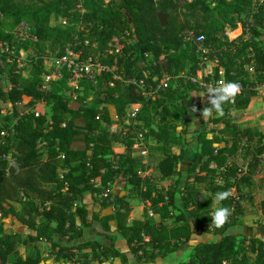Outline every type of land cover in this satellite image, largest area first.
<instances>
[{"label": "trees", "instance_id": "trees-1", "mask_svg": "<svg viewBox=\"0 0 264 264\" xmlns=\"http://www.w3.org/2000/svg\"><path fill=\"white\" fill-rule=\"evenodd\" d=\"M52 16L66 25H51ZM21 22L38 41L16 47L36 49L28 77L6 63L8 81L0 78V264H41L40 241L48 243L52 264H264V224L254 236L239 217L253 177L264 171V128L239 126L228 116L246 109L264 85V0H0V39ZM238 23L241 34L229 39L226 29ZM188 31L203 35L206 52L185 40ZM45 43L54 56L77 43L106 70L95 84L80 80V89L65 80L44 88ZM207 62L209 73L198 78ZM162 73L170 78L156 90ZM219 82H235L240 91L222 115L200 121L190 152L178 124L187 123L190 108L201 116L202 96ZM131 104L140 106L126 124ZM137 131L153 159L147 164L134 154ZM78 141L82 148L72 146ZM150 168L159 185L141 176ZM119 176L123 195L110 191ZM218 191L230 192L222 204L231 215L221 227L208 216ZM86 193L98 196V210L82 203ZM132 197L146 205L141 220L127 223ZM8 217L22 231L6 228ZM187 249L185 259L175 256Z\"/></svg>", "mask_w": 264, "mask_h": 264}, {"label": "rangeland", "instance_id": "rangeland-1", "mask_svg": "<svg viewBox=\"0 0 264 264\" xmlns=\"http://www.w3.org/2000/svg\"><path fill=\"white\" fill-rule=\"evenodd\" d=\"M51 25H62L65 26L66 25V21L64 18L61 17H55L52 16L51 20H50ZM240 27V28H239ZM238 29V30H236ZM242 30V27L240 25V23L237 24V27L235 29H230L227 28L226 29V33L229 37V39H233L236 34ZM32 48V49H31ZM30 49L23 51L24 56H25V66L23 69V72L21 74L22 77H28L30 75V71H31V62H29L28 57L29 55H34L35 54V48L31 47ZM42 49L44 51V55H45V63L47 65H50V62L52 61V59L55 57V53L56 51H52V49L48 46L47 43L42 45ZM57 50V49H55ZM207 67L211 66L212 63L211 62H207ZM209 69V68H208ZM209 71V70H208ZM207 71V72H208ZM264 87V85H261L259 87H257V96L251 98L249 105L247 106L246 109L244 110H236L234 112H229L228 116L230 118L231 121H233L235 124L239 125V126H249V127H253V126H260L262 128H264V89L262 88ZM205 96H202V103L205 104ZM72 107H77L79 105L78 102H76L75 100L71 99L70 102ZM41 109H46L44 103L40 104ZM108 109H109V113L110 116L113 120V124L110 126V128L112 130H117L118 128H120L121 126H119V122L118 119L116 117L115 111L113 110V107H111V105H108ZM206 120V118H203L199 115L198 111L193 110V109H189L188 110V120L187 123L184 121H180L178 124V128H177V133H181V134H185V138H186V144L183 145V147H187V149L192 152L191 150L195 149L196 146V134L201 130V125L199 124L200 121H204ZM212 125L208 124L207 128H211ZM216 127H221L220 125H217ZM115 151H120L122 149H124V145L121 143H117L115 144ZM148 149H146V154H142V150L141 149H135L134 150V154L140 158L143 159L144 163H149V161L153 160L152 158H150L149 153H148ZM179 147H175L173 150L174 151H178ZM191 149V150H190ZM238 164L240 166H242L243 162L238 159ZM142 176L147 177L148 175H151V177H153V179L156 181L155 183L157 185H159L158 181H157V177H156V173L153 171L152 168L147 169L146 171L141 172ZM176 176L173 177L172 180L170 181H166V182H162L160 184L162 185H168L169 183H171ZM257 181H258V187L254 190L255 194L252 196L253 200H249L250 198L252 199V197L250 196L249 199H245L241 201V204L243 206V218H245L246 222L250 224V226L248 225H243V226H248L250 228H254L253 231L256 232V230L258 229V227H260L262 224H264V213L262 210V201H264V171L260 174L257 175ZM217 183H220V179L217 178L215 180ZM201 189H205V185H200ZM231 193L235 195V190L232 189ZM137 198V197H136ZM138 202L137 204L141 205V201L139 200V198L137 199ZM17 206V204H16ZM211 209L214 207V204L212 202L211 205ZM140 214V208L137 209ZM4 226L6 228H10L13 229L14 227H21V229L23 228L22 225H18L17 222L13 219V218H6L4 220ZM231 229H233V227H231ZM245 232V231H244ZM198 239V237H195L193 240L196 241ZM47 246H45L44 244H39V250L41 253V257H42V262L41 264H47V262L52 260V255L50 254V249L46 248ZM21 252L23 253V249H21Z\"/></svg>", "mask_w": 264, "mask_h": 264}, {"label": "built area", "instance_id": "built-area-1", "mask_svg": "<svg viewBox=\"0 0 264 264\" xmlns=\"http://www.w3.org/2000/svg\"><path fill=\"white\" fill-rule=\"evenodd\" d=\"M11 36L6 39H0V78L8 81V76L5 75L6 63H15L14 72H23L25 66L24 50L20 49L16 53L18 45L28 43H35L38 41L37 37L31 32L29 24L26 22L19 23L11 32ZM204 37L203 35L194 36L192 32L185 33V40L189 43L196 45V51L206 52L205 49L200 47ZM44 60V72L41 75V85L49 89L52 82L65 80L67 86L72 89H80V80L85 79L95 84L97 76L101 71L106 70L99 62L93 59L90 55L84 56L82 49L77 46V43L68 44L62 49V53L55 56L50 65H47ZM170 76L166 73L161 74L159 83L156 90H163ZM132 82H135L132 80ZM223 82L217 83V86ZM210 87L211 84H208ZM139 104H131L125 112V123L128 124L131 118H134ZM3 113L11 112V106L2 110ZM38 114V112H36ZM135 136V143L133 149H141L142 154H146V143L144 140L143 132L137 131ZM144 240L148 238L142 235Z\"/></svg>", "mask_w": 264, "mask_h": 264}, {"label": "crops", "instance_id": "crops-1", "mask_svg": "<svg viewBox=\"0 0 264 264\" xmlns=\"http://www.w3.org/2000/svg\"><path fill=\"white\" fill-rule=\"evenodd\" d=\"M106 2H108V1H110V0H105ZM240 28V27H239ZM236 30H238V29H236ZM241 32H242V30L241 31H239L237 34H236V36L235 37H237L238 35H240L241 34ZM234 37V38H235ZM212 66V65H211ZM211 66H208L207 67V65L204 67V68H202L201 70H199L198 71V73H197V76H198V78H201V76L202 75H206V74H208L209 73V71H210V68H211ZM209 68V69H208ZM209 70V71H208ZM208 71V72H207ZM263 89H264V87H262ZM208 91V90H207ZM205 96V103H206V94L204 95ZM257 96V95H256ZM253 98V97H252ZM112 107V106H111ZM113 110H114V108H113ZM232 112H234V111H236V110H231ZM230 111V112H231ZM241 111V110H240ZM72 146L74 147V148H82L83 147V142H80V141H78V142H74L73 144H72ZM195 149H196V146H195ZM195 149H193V150H191V151H194ZM124 149H122V150H120V151H116V152H122ZM144 162V161H143ZM261 174V173H260ZM260 174H258V175H260ZM141 176H142V174H141ZM148 176H151V175H148ZM143 177V179L145 178L144 176H142ZM176 178V177H175ZM257 175H255L254 177H253V180H254V182H255V187L254 188H252L251 190H250V192L248 193V194H246L245 195V199H249V197L251 196H253L254 194H255V192H254V190L258 187L257 185H258V181H257ZM263 187H264V185H263ZM124 189H125V181H124V179L121 177V176H119V177H117L116 179H115V181H114V183L111 185V189H110V191L112 192V193H114V194H117V195H123L124 193H125V191H124ZM246 190H247V188H246ZM245 190V191H246ZM138 198H136V197H132V198H129V202H130V205H131V207H132V210H131V212H130V214H129V217H128V219H127V223H131V221H133V220H141L142 218H143V210H144V206L146 205L145 204V202H143L142 200H140L142 203H141V205H139V204H137V202H138V200H137ZM245 199H243V200H245ZM98 196H97V199L95 198H93L89 193H86L85 195H84V197H83V200H82V203L86 206V208L87 209H89V210H91V211H93V210H98L99 208H100V205H99V203H98ZM249 200H253V197H252V199L250 198ZM137 201V202H136ZM242 201V200H241ZM241 203V202H240ZM262 203H263V201H262ZM241 206H242V204H241ZM113 210H114V206H112L111 207ZM140 208V214L138 213L139 211L137 210V209H139ZM242 208H243V206H242ZM239 217H240V219H242L243 220V223H244V225H248V226H250V224L249 223H247L246 222V220H245V218H243V213L242 214H240L239 215ZM154 218H155V220L156 221H159L160 220V218H159V216L158 215H154ZM17 222V221H16ZM17 224L18 225H21L19 222H17ZM23 229V228H22ZM22 229H21V227H14L13 228V230L14 231H22ZM250 229V232H251V234L252 235H260V228L258 227V229L256 230V232L255 231H253V229L254 228H249ZM94 230H100V228L97 226V225H95L94 226ZM255 230V229H254ZM100 232V231H99ZM98 239H103L101 236H99V237H97ZM104 240V239H103ZM39 244H44L45 246H47L46 248H49V245H48V243H46V242H44V241H40L39 242ZM118 244H120V245H118V246H121V243H118ZM50 249V248H49ZM189 250L190 249H187L185 252H182V253H180L179 255H175L176 257H179V259L180 260H183V259H185L186 257H185V254H187V252H189ZM171 257L170 258V261L172 262V261H174L175 259H176V257ZM52 262H53V257H52V260L51 261H49V262H47V264H52ZM70 264H73V263H70ZM95 264H121L120 263V261H118V260H111V259H108V260H106V261H104V262H101V263H95Z\"/></svg>", "mask_w": 264, "mask_h": 264}, {"label": "clouds", "instance_id": "clouds-1", "mask_svg": "<svg viewBox=\"0 0 264 264\" xmlns=\"http://www.w3.org/2000/svg\"><path fill=\"white\" fill-rule=\"evenodd\" d=\"M240 91L239 84L235 82L221 83L218 86L210 87L206 93V106L200 110L203 118L210 117L215 111L223 114L224 105L230 102ZM230 196L229 191H218L213 194L212 201L214 207L209 212L211 224L221 227L227 222L231 215V210L222 204V201Z\"/></svg>", "mask_w": 264, "mask_h": 264}, {"label": "water", "instance_id": "water-1", "mask_svg": "<svg viewBox=\"0 0 264 264\" xmlns=\"http://www.w3.org/2000/svg\"><path fill=\"white\" fill-rule=\"evenodd\" d=\"M160 23L163 25L165 24L166 16L164 14H158Z\"/></svg>", "mask_w": 264, "mask_h": 264}]
</instances>
